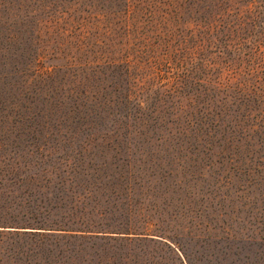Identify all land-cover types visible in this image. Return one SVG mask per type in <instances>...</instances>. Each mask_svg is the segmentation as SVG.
I'll return each mask as SVG.
<instances>
[{
    "label": "rangeland",
    "instance_id": "374dc122",
    "mask_svg": "<svg viewBox=\"0 0 264 264\" xmlns=\"http://www.w3.org/2000/svg\"><path fill=\"white\" fill-rule=\"evenodd\" d=\"M124 1L0 0V160L7 163H0V224L59 220L76 205L107 210L106 218L120 222L153 223L183 240L197 264H264V0L256 3L257 26L249 18L245 28L236 8L256 0H139L130 10ZM6 45L40 56L35 68L56 73L32 82V103L20 99L21 80L4 63ZM69 60L84 88L112 93L116 82L126 93L137 78L136 89L151 101L177 75L210 73V114L202 110L205 122L190 118L189 125L184 115L199 103L159 105L179 108L178 119L149 121L130 138L95 123L68 124L70 100L44 92L60 87L58 69ZM111 60L131 62L132 76L109 68ZM202 62L212 71L195 70ZM243 95L246 105L236 99ZM115 159L121 167L110 165ZM105 162L103 171L88 168ZM15 231L0 225V264H44ZM122 254L123 264H178L159 248L132 245Z\"/></svg>",
    "mask_w": 264,
    "mask_h": 264
},
{
    "label": "trees",
    "instance_id": "16d2710c",
    "mask_svg": "<svg viewBox=\"0 0 264 264\" xmlns=\"http://www.w3.org/2000/svg\"><path fill=\"white\" fill-rule=\"evenodd\" d=\"M257 1L251 2L246 10L236 8L239 12L237 14V19L240 22L239 26H242V28L248 25L249 18L253 20L252 26H257L258 21L262 18V9L260 10V7L256 4ZM139 2L141 1L138 0L134 3L132 0H125L124 7L128 10L136 9ZM223 2L231 5L234 0H223ZM239 26L236 28H240ZM217 29L219 28H201L199 32L201 31L200 34L203 32L211 34ZM202 48H204L203 45H199L198 49ZM4 49L8 54L4 57L5 65L8 64L11 67L15 77L18 76L16 78H20L22 83L20 88L18 80H14L13 86L20 88V92H22L20 99L24 97L32 103L34 95H36L33 90L30 92L32 82L53 81L56 73L49 70L41 72L39 68H35L37 64L41 63L40 56H35V54L33 56L30 53L28 56H23L22 51L25 50L20 51L21 48L13 49L10 45H6ZM232 52L236 53L238 57L240 46H235ZM173 56L174 59L177 57L176 52H173ZM27 57L28 62L25 61ZM238 60H240V56ZM68 63L66 67L58 69L59 72H62L60 87L58 89L52 87L50 93L49 91L44 92V95L48 96L49 99H52L56 93L61 95L63 99L70 100L71 114L62 120L68 124L93 127L95 123L97 126L108 128L115 136H118V132L119 134L122 132L130 138L134 134L133 130H138L137 132L141 135L144 134L143 131L148 128L149 121L156 122L165 116H174L175 119H178V109H184L181 104L178 105L182 99L187 100L190 107L195 106L197 103L200 104V107H196L195 113L190 112L192 114L184 115L186 116V123L189 125L192 123L190 118H195L198 124L202 125L205 122L204 113L210 114L209 103L212 101L208 92L211 91L209 83H212L210 73L204 78L195 77L197 75L188 77L177 75L174 77L170 88L162 93H157L151 101L149 96L143 98L136 89L140 87L137 78L133 82L134 87L128 89L126 93L120 90L119 83L114 82L112 93H105L103 89V92L98 95L91 88H84V83L79 81L76 74L74 62L69 60ZM107 66L116 70L118 74L124 73L128 76H132V69L134 68L131 62L124 61L120 63L116 60H111V63ZM208 68L212 71L209 64L202 62L195 70H207ZM3 75L6 76V74ZM94 78L99 77L96 75ZM87 81H90V79H87ZM195 90L196 92H191ZM236 99L239 100L240 104L246 105V102L243 101H248L249 97L243 95L242 97H236ZM254 100L257 101L258 96ZM17 102L20 103V100L18 99ZM163 104L179 106V108L172 109V111H160L159 105ZM15 105L18 106V104ZM218 105L216 104L215 108H218ZM86 109H89V113L85 111ZM15 114L16 112L13 115ZM245 116L248 117L249 114ZM81 126L78 129H82ZM2 147L3 145L0 144V148ZM115 160L110 165L116 168L121 167L118 159ZM0 163L3 166L7 164L2 160H0ZM106 166H108L106 162L99 166L88 164V168L92 171H103ZM63 209L67 210L60 213L61 218L59 220L50 222H10L9 224L0 225L3 228L16 229L17 236L30 240L33 243V248L40 252L44 264H73L78 258L87 264H123L125 254H122V252L132 245L168 251L174 256L178 264H197V260L188 250V246L184 244L183 240L159 232L158 229L160 228L154 229L155 224L153 223L138 224L130 218L127 221L122 220L120 222L117 218H106L109 214L107 210H87L76 205ZM46 213L51 214L50 211ZM96 216L98 220L95 218ZM117 258L121 259L119 263L116 262Z\"/></svg>",
    "mask_w": 264,
    "mask_h": 264
}]
</instances>
